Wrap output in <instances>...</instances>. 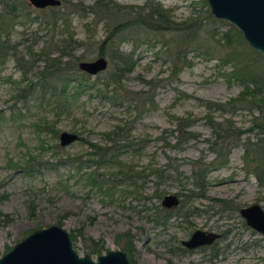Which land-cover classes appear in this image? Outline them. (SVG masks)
<instances>
[{"label":"rangeland","instance_id":"374dc122","mask_svg":"<svg viewBox=\"0 0 264 264\" xmlns=\"http://www.w3.org/2000/svg\"><path fill=\"white\" fill-rule=\"evenodd\" d=\"M19 1L35 19H19L21 22L15 23L6 37L16 52L27 59L26 46L31 43L33 51H37L42 39L49 36L45 22L52 18L48 15L53 5L35 8L27 0ZM94 1L59 0L55 6L60 11L70 9L73 36L84 40L74 53L92 50L84 59L96 56L98 43L110 27L125 26L123 34L115 36V42L121 50L132 51L133 66L114 82L119 90L112 97L102 95L113 86H104L114 65L107 55H103L107 61L105 69L86 73L79 88L75 83L78 76L72 75L75 79L69 82L64 97L70 105L61 112L52 106L47 95L40 98L39 87L22 94L21 88L29 81L36 86L33 70L41 61L35 60L33 67L25 71L11 56L0 62V255L30 231L57 224L71 235L72 247L80 255L98 240L102 243L98 253L118 248L125 251L131 264H264V234L246 224L238 211L242 206L258 203L264 212V185L257 184L248 171L252 165L247 166L242 158L243 147L264 136L251 121L257 111L250 113L241 103L233 112L212 110L205 105V101L225 102L242 89L240 82L228 76L232 64L219 60L227 47L219 46L211 57L189 50V64L173 72L175 59L171 51L182 49L184 44L171 42L167 49L161 38L173 36L180 41L182 32L147 31L141 25L138 31L147 34L135 40L133 27L125 23L133 13L125 9L111 18L100 17L92 37L86 40L83 23L93 17L90 6ZM113 1L122 6L144 2ZM157 1L175 21L190 17L198 20L194 41L215 44L217 34L213 31L219 33L230 24L212 16L204 0ZM60 27H54L55 40L63 35L59 34ZM238 46L246 47L242 43ZM257 61L255 70L264 73V59ZM55 86L58 89L61 85ZM208 118L214 122L227 119L244 130L238 137L215 141L229 148L221 163L210 145L214 135ZM116 125L123 127L128 144L120 159L143 170V174L150 171L148 168L164 167L168 179L157 183L150 173L142 183L137 178L139 186L113 179V189H107L105 183L98 186L90 182L87 173L97 164L90 161L96 155L88 142L108 145L103 133ZM61 130L74 132L77 138L60 145ZM196 164L205 168L200 187L192 183L191 171ZM98 171L107 176L115 172V167L99 165ZM219 180L227 182L212 184ZM166 193L175 194L178 202L171 207L173 212L165 223L154 224L149 218L154 206H161ZM177 207L179 214L175 212ZM195 229L218 232L219 236L211 243L186 248L181 240ZM124 232L130 236V254L121 247L120 234Z\"/></svg>","mask_w":264,"mask_h":264},{"label":"trees","instance_id":"16d2710c","mask_svg":"<svg viewBox=\"0 0 264 264\" xmlns=\"http://www.w3.org/2000/svg\"><path fill=\"white\" fill-rule=\"evenodd\" d=\"M125 9L128 13H133V16L125 23L133 27L135 40L147 34L146 32L138 31L137 28L141 25L147 31L159 33L173 31L175 34L183 33V37H180V41L173 39V36L164 37L162 35L161 38L162 45L167 49H170L169 45H171V42L175 43L176 41L179 44H184L182 49L176 48L171 51V54H173L172 58L174 57L175 59V61L171 60L173 72H176L180 66L189 64V59L186 58L187 51L189 50H197V54L211 57V55L215 54V51L218 50L219 46L223 48L227 47V49H224L220 56H218L219 60L222 63L228 61L232 64V69L228 73V76H232L240 82L242 89L236 95L229 97L225 102L205 101V105L212 110L220 109L233 112L237 108L236 105L241 103L245 105L250 113L252 110L257 111L256 114H252L251 121L255 127H258L264 132V73L255 70V65L258 63L257 60L262 56L245 42L233 25L229 24L226 30L220 31L219 33L213 31L212 34H217V37L214 39L216 42L215 44L198 42L194 41L193 38L199 29L198 20L190 17L175 21L170 17L168 9L163 7L157 0H144V2L139 5L128 4L123 6L113 0H95L90 6V12L93 13V17L90 21H85L83 23L86 31V40L92 37L90 34H92L100 17L105 16L111 18L115 13H118L120 10L125 11ZM49 10L50 13L48 16L52 18L51 20L48 18L45 22L47 24L46 26L49 25V36L46 39H42L41 45L38 47L37 51H33L31 43L28 44L25 52L29 55V58L24 59V54L17 53L14 45L9 43L6 36L8 30L11 29L15 23L21 22L19 19L25 18L34 20L35 17L29 16V11L24 10L19 0H0V62L11 56L16 65L21 70L25 71L33 67L35 60L41 61L42 64L40 66H34L38 67V69L36 71L33 70L37 81L36 86L35 84L32 85L33 82L29 81L28 84L21 88L23 91L22 94L34 91V87H39L40 98L47 95L49 101L52 102V106H55L57 111L61 112L66 109L65 107L70 105V102H64L69 82L74 80L75 76H78L79 81L75 83H77V88H79V85L87 78V75H85L86 72L78 68V60L86 58L87 54L92 50L82 49L81 52L77 54L74 53L75 49L83 46L84 40H78L73 36V28L68 19L70 9L60 11L58 6H51ZM208 16L210 15L207 12L206 17ZM211 19L214 20L215 18ZM55 26H61L60 29L62 32L60 31L59 34H63L57 40L54 38V35L57 34V32L54 31ZM124 28L125 26L116 28V25H113L108 29V32L99 41L97 46L96 56L107 55L114 64L109 81L104 83V86H108L110 83L113 84V86L109 90L106 88L103 91L102 95L105 97H112L114 93H117L119 89L116 88L117 86L114 82H118L133 66L132 51L129 50L125 52L121 50L118 48V43L115 42V36L118 33H122ZM46 43L48 44L46 45ZM239 43L244 44L246 47H239ZM52 52L55 53V55ZM177 63L179 64L177 65ZM72 75L75 76L73 77ZM55 83H59L61 86L57 89ZM207 123L212 127L214 135V141L210 144L211 148L216 153L221 163L226 160L229 148H225L215 141H222L225 137H238L244 130L232 125L227 119L214 122L208 118ZM114 128L115 129L103 133V138L109 141L108 145L100 146L88 142L89 147L93 149L92 153L96 155V158L90 159V161L92 160L93 163L97 164L87 173L91 183L98 186L105 183L108 184L106 187L107 189H113L115 185L113 179L114 182L118 181V183L137 185L140 184L137 182V178H139L142 183L146 181V177L150 173L155 175L157 183L158 181H164L169 178V174L164 172V167H154L151 169L148 168L149 165H147L146 168H148V170L150 169L151 172L149 171L143 174V170H136L130 163L120 159L119 155L128 150V144H126L127 140H125V131L123 127L116 125ZM50 129L56 132L54 128L51 127ZM176 141L178 143V140ZM242 158L247 166L248 164L250 166L252 165L251 169L248 171L256 178L257 184L261 186L264 185V136L257 137L252 142L246 144L243 147ZM99 165L115 167V172H109L106 174L107 176H105L104 172H97ZM196 165L192 167L191 171L192 183L200 187L202 185L201 181L205 168L204 166H199V164ZM190 195H192V193H190ZM179 211V207H177L175 212L179 214ZM172 212L173 210L171 208L156 205L152 211L153 216L148 218L152 220L154 224H163L168 217H170ZM1 215L4 216V214ZM121 236L123 237L121 247L130 254L132 245L128 232L120 234V237ZM69 237L71 238L70 234ZM101 247L102 243L95 240L88 245L87 253L97 254L100 252L99 248ZM129 261H131L130 258Z\"/></svg>","mask_w":264,"mask_h":264},{"label":"water","instance_id":"95a60500","mask_svg":"<svg viewBox=\"0 0 264 264\" xmlns=\"http://www.w3.org/2000/svg\"><path fill=\"white\" fill-rule=\"evenodd\" d=\"M35 8L57 5L59 0H27ZM215 18L226 20L241 34L247 44L264 59V0H204ZM106 58L97 55L81 59L78 68L87 74L105 69ZM77 134L66 130L58 133V142L65 145L75 140ZM175 194L166 193L160 200L161 206L171 208L177 204ZM246 224L264 234V212L258 203L238 209ZM218 232L193 230L181 243L186 248L211 243ZM0 264H131L125 251L115 248L97 253L94 257L78 254L72 247L68 232L60 225L50 224L30 231L0 255Z\"/></svg>","mask_w":264,"mask_h":264},{"label":"bare ground","instance_id":"6f19581e","mask_svg":"<svg viewBox=\"0 0 264 264\" xmlns=\"http://www.w3.org/2000/svg\"><path fill=\"white\" fill-rule=\"evenodd\" d=\"M231 180H233V181H235L236 179H231ZM227 181L226 180H219L218 182H214V183H212V184H223V183H226ZM222 186V185H221ZM217 187V186H216ZM221 188V187H220ZM224 188V187H223Z\"/></svg>","mask_w":264,"mask_h":264}]
</instances>
